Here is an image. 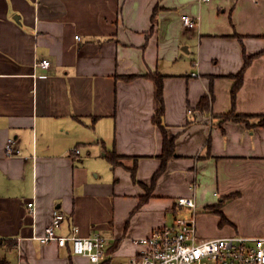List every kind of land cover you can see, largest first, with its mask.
<instances>
[{"label": "crops", "instance_id": "crops-1", "mask_svg": "<svg viewBox=\"0 0 264 264\" xmlns=\"http://www.w3.org/2000/svg\"><path fill=\"white\" fill-rule=\"evenodd\" d=\"M159 119L175 153L155 178ZM263 120L264 0H0V257L95 264L31 238L56 208L58 234L77 225L107 238L100 264L128 260L133 238L181 219L203 238L264 234Z\"/></svg>", "mask_w": 264, "mask_h": 264}, {"label": "built area", "instance_id": "built-area-1", "mask_svg": "<svg viewBox=\"0 0 264 264\" xmlns=\"http://www.w3.org/2000/svg\"><path fill=\"white\" fill-rule=\"evenodd\" d=\"M182 18L186 26L195 25L199 21V17L189 14H183ZM50 63L49 59L44 58L36 64L48 67ZM192 75L197 76L198 73L195 71ZM14 143L15 139L10 137L6 144L8 154L18 152ZM76 151L79 152V149ZM178 203L181 206L196 207L192 196H180ZM27 205L36 220V197ZM63 220V212L56 208L45 234L39 235L35 230L31 238L41 242L55 240L62 247L70 244L72 253L86 256L91 262L100 264L107 256V238L99 233L82 236L77 225L73 226L70 234H58L56 229ZM133 242L139 247L138 252L116 264H264V234L203 238L198 234L194 219H181L176 224L156 227L148 235L133 238Z\"/></svg>", "mask_w": 264, "mask_h": 264}, {"label": "trees", "instance_id": "trees-1", "mask_svg": "<svg viewBox=\"0 0 264 264\" xmlns=\"http://www.w3.org/2000/svg\"><path fill=\"white\" fill-rule=\"evenodd\" d=\"M254 56H247L245 58V63L242 67V69L240 70V72L236 75V82L233 85L232 88V100L233 102H235L236 99V95H237V91L240 88V86L242 85L243 82V77H244V73L246 68L250 65L251 61L253 60ZM151 77L154 79L155 84H156V96L157 99L159 100L160 103H162L163 101V81H162V75L159 74L158 72L156 73H151L150 74ZM227 118H231L234 120H238V121H249V116L246 114H236V113H230L228 115H226ZM225 116V117H226ZM157 123L159 125H161V129L163 131V136H164V147H163V151L161 154V158H162V165L160 167V169L156 172L155 174V178L156 176H158L162 171L165 170V166H166V162L167 160L174 155L175 153V143H174V139H170L167 135L165 126L162 124L161 120H157ZM262 124H264V120L261 122ZM109 158L114 161L115 158L117 157V155L115 153L109 154L108 155ZM115 162V161H114ZM0 264H7L5 258L0 257Z\"/></svg>", "mask_w": 264, "mask_h": 264}, {"label": "rangeland", "instance_id": "rangeland-1", "mask_svg": "<svg viewBox=\"0 0 264 264\" xmlns=\"http://www.w3.org/2000/svg\"><path fill=\"white\" fill-rule=\"evenodd\" d=\"M179 217H182L181 215Z\"/></svg>", "mask_w": 264, "mask_h": 264}]
</instances>
